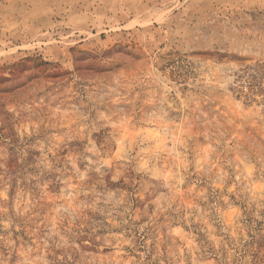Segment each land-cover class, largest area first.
Segmentation results:
<instances>
[{"label": "rangeland", "instance_id": "rangeland-1", "mask_svg": "<svg viewBox=\"0 0 264 264\" xmlns=\"http://www.w3.org/2000/svg\"><path fill=\"white\" fill-rule=\"evenodd\" d=\"M0 264H264V0H0Z\"/></svg>", "mask_w": 264, "mask_h": 264}]
</instances>
